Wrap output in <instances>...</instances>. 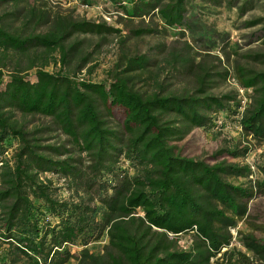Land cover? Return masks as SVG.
<instances>
[{"label":"trees","instance_id":"trees-1","mask_svg":"<svg viewBox=\"0 0 264 264\" xmlns=\"http://www.w3.org/2000/svg\"><path fill=\"white\" fill-rule=\"evenodd\" d=\"M106 1L126 17L153 14L164 27L182 36L187 32L194 43L216 47V31L197 8L218 0ZM6 4L14 9L5 14L18 13L22 25L0 22L2 264H67L72 259L75 264H264V235L238 229L242 250L233 246L231 233L248 215L256 192L264 194V179L234 184L228 178L249 180V165L210 164L181 155L174 144L194 128H220L219 115L239 116L242 136L264 140V52L249 55L262 67L237 66L241 86L251 90L239 112L236 91L209 92L212 79L204 66L195 73L196 87L182 92L161 86L149 93L134 90L124 71L144 68L145 55L128 57L125 69H114L110 79H79L63 69L81 51L83 40L77 36L120 30L105 21L50 13L28 0H0V6ZM251 4L244 0L239 14ZM245 24L260 25L264 32V14ZM152 32L146 27L135 34ZM177 56L185 64L189 60ZM88 60L82 57L76 69ZM51 64L60 67L49 71ZM113 109L122 110L120 125L106 119ZM17 114H38L49 125L28 129ZM49 129L65 141L47 142L41 135ZM247 150L226 146L214 157H244ZM47 173L63 178V185H55ZM184 233L193 236L187 248L177 239ZM103 238L102 250L91 252L89 244ZM75 246L80 247L76 255Z\"/></svg>","mask_w":264,"mask_h":264},{"label":"rangeland","instance_id":"rangeland-1","mask_svg":"<svg viewBox=\"0 0 264 264\" xmlns=\"http://www.w3.org/2000/svg\"><path fill=\"white\" fill-rule=\"evenodd\" d=\"M219 4L199 3L197 8L201 20L211 25L216 34L213 39L216 47H206L203 44L194 43L189 38L187 32L182 36L175 28H166L156 15H148L142 18H130L110 6L106 0H94L90 6L82 5L78 0H28L50 13H62L75 18H87L95 21H105L118 28L120 32L111 35H78L77 39H82L81 51L71 57L69 64L64 66V70L74 72L75 77L88 78L95 81L110 79V73L114 69L124 70L128 57L145 55L148 59L144 68L136 67L124 73L129 77V83L134 90L143 93L153 92L164 87L165 91H191L196 87L195 73L199 72L200 66H204L210 73L212 88L209 92L216 95L228 91H236L237 99L241 102L242 108L249 103L248 90L241 86L237 78V66H248L260 68L261 64L254 61L249 55L257 52H264V32L260 25L246 26L245 22L264 14L262 3L264 0H252L250 8L239 14V6L244 0H218ZM232 3V5L230 4ZM230 4V5H229ZM12 4L0 6V22L6 21L13 27H21L22 20L18 13L6 15L13 11ZM4 13V14H3ZM154 29L152 33L136 35L139 28ZM182 54L186 61L184 63L178 58ZM56 55V54H55ZM88 57L85 65L77 70V66L82 62V57ZM184 56H188L184 57ZM24 63V62H23ZM12 65L9 64L7 69ZM59 64L46 67L49 71L58 70ZM34 70H29L28 75H32ZM227 72V73H225ZM5 75L8 71L4 70ZM225 73V74H224ZM243 89V92H240ZM244 95L245 98L242 97ZM242 101L244 104H242ZM111 117H106L113 126L120 125L123 113L120 109H113ZM17 117L25 122L28 129L49 125V119L38 114ZM218 123L220 128H194L184 139L174 142L179 153L183 156L202 159L207 163H214L217 160H226L240 165H249L251 175L245 178H228L234 184H252L264 179V140L258 141L251 136H242L239 125V116L219 115ZM47 142L58 143L65 141L66 137L59 131L49 129L42 135ZM239 145L240 148H248L244 157H232L223 154L217 159L214 153L226 146ZM67 145V144H66ZM128 168L130 173L133 169L128 167V163L121 162ZM48 177L54 179L55 185H63L64 179L56 174L47 173ZM61 195H67L64 188ZM261 227V228H260ZM264 194L257 193L248 203V215L238 221L237 227L231 229L233 236V246L244 250L238 241L237 230L250 231L257 237H263L264 232ZM172 237V234H168ZM180 247L187 248L192 243L191 233H184L177 236ZM107 239L92 242L88 248L91 252H100L106 244ZM80 247H72V252L76 255ZM224 250V249H222ZM219 256V255H218ZM217 256V257H218ZM212 262L215 259L211 260ZM0 264L2 262L0 261ZM67 264H75L72 259Z\"/></svg>","mask_w":264,"mask_h":264},{"label":"built area","instance_id":"built-area-1","mask_svg":"<svg viewBox=\"0 0 264 264\" xmlns=\"http://www.w3.org/2000/svg\"><path fill=\"white\" fill-rule=\"evenodd\" d=\"M248 90H250V89H248ZM240 92L242 93L243 92V89H240ZM242 97L245 98L244 95H242ZM242 104H244L243 101H242ZM241 108H242V106H241Z\"/></svg>","mask_w":264,"mask_h":264}]
</instances>
